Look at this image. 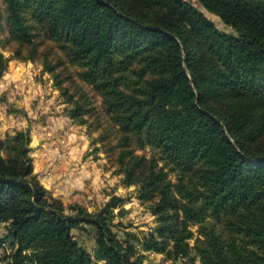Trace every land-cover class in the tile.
Masks as SVG:
<instances>
[{
	"label": "trees",
	"instance_id": "16d2710c",
	"mask_svg": "<svg viewBox=\"0 0 264 264\" xmlns=\"http://www.w3.org/2000/svg\"><path fill=\"white\" fill-rule=\"evenodd\" d=\"M197 1L232 31L186 0H3L15 53L41 59L71 119L87 123L94 107L62 85L63 62L42 54L36 36L56 44L101 96L123 183L157 221L143 250L201 264H264V0ZM6 69L0 51V79ZM29 143L28 131L0 138L5 264H140L108 224L122 198L66 214L33 173ZM134 144L159 150L177 184ZM209 216L220 230L207 226ZM84 223L95 230L93 254L72 234ZM192 223L199 229L191 246Z\"/></svg>",
	"mask_w": 264,
	"mask_h": 264
},
{
	"label": "rangeland",
	"instance_id": "374dc122",
	"mask_svg": "<svg viewBox=\"0 0 264 264\" xmlns=\"http://www.w3.org/2000/svg\"><path fill=\"white\" fill-rule=\"evenodd\" d=\"M212 19L216 27L224 32L232 29L221 19L206 9L197 0H186ZM6 8L0 0V51L7 61V69L0 79V138L13 136L18 131H28L30 136V157L33 173L47 191V195L57 200L66 214L83 211H100L112 195L122 198V204L112 210L108 224L119 240H129L134 245V255L141 257L140 264H201L191 257L176 259L165 253L145 251L141 240L148 232H154L157 224L155 216L147 209L146 203L137 198L136 188L123 183V175L116 164V126L102 107L101 96L92 86L83 83L77 76L78 68L70 66L60 49L40 35L34 38L38 50L47 54L52 62L62 61L60 78L75 98L85 93L94 109L84 115L87 123L80 124L68 115L70 105L64 102L49 72L45 71L41 59H22L15 53L16 45L9 40L6 23ZM27 51L22 50L25 55ZM60 68L56 69V72ZM67 77L64 78V76ZM133 148L139 155L154 159L164 169L171 184H177V174L162 159L159 150L149 146ZM209 228L218 230L222 223L208 218ZM199 226L192 223L189 230L194 244ZM77 242L93 254L95 230L84 223L72 229ZM11 253L6 225L0 223V264ZM94 264H104L95 260Z\"/></svg>",
	"mask_w": 264,
	"mask_h": 264
}]
</instances>
